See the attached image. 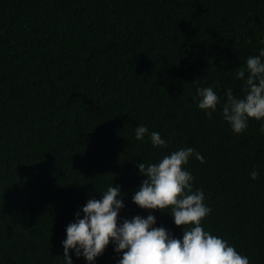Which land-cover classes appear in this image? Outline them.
<instances>
[{"label":"trees","instance_id":"obj_1","mask_svg":"<svg viewBox=\"0 0 264 264\" xmlns=\"http://www.w3.org/2000/svg\"><path fill=\"white\" fill-rule=\"evenodd\" d=\"M261 49L264 0H0V264H65L67 226L112 184L120 224L152 214L182 240L170 212L133 196L140 163L189 147L204 157L183 166L212 210L202 227L264 264V121L237 134L197 92L243 98L236 73ZM122 255L110 242L92 264Z\"/></svg>","mask_w":264,"mask_h":264},{"label":"clouds","instance_id":"obj_2","mask_svg":"<svg viewBox=\"0 0 264 264\" xmlns=\"http://www.w3.org/2000/svg\"><path fill=\"white\" fill-rule=\"evenodd\" d=\"M264 49L259 56H250L246 71L241 68L236 73L244 80L245 96L237 98L232 89L225 91V98L213 91L212 87L197 88L200 100L198 107L204 110L209 119L221 107L222 118L232 130L243 133L249 119L264 121ZM198 79L196 82H198ZM149 130L140 125L135 130L138 140H143ZM264 133V123L261 124ZM151 142L156 147H167L160 133L151 132ZM201 163L204 157L189 147L165 155L159 162L138 165L147 178L133 196V201L142 209L170 212L177 226H184L183 239H177L163 226L154 227L156 217L135 216L131 220L118 222L120 209L124 207L120 189L109 185L100 192L102 199H90L83 207V218L77 212V221L67 226V238L63 241L65 264H73L71 250L76 257L83 256L92 264L106 246L115 245L117 253H123L118 264H250L249 258L240 254L226 240L207 232L202 220L211 213L205 204L203 190L193 191L192 174L184 169L191 157ZM253 180L259 171L250 173ZM170 209V211L168 210ZM191 225V227H186Z\"/></svg>","mask_w":264,"mask_h":264}]
</instances>
